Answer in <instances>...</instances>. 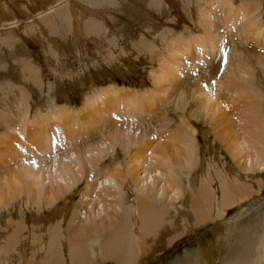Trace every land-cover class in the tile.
<instances>
[{"label":"bare ground","instance_id":"1","mask_svg":"<svg viewBox=\"0 0 264 264\" xmlns=\"http://www.w3.org/2000/svg\"><path fill=\"white\" fill-rule=\"evenodd\" d=\"M9 1L12 2L10 3ZM9 1L0 0V14H3L4 16L3 20L0 19V25L1 22H3V24L6 25L5 27H7V25L11 23L14 16L23 17L26 12L24 9V5L28 8L36 9V12H34V14H40L42 12L40 10L41 6L45 5L47 2V5L51 7L50 11L46 12L45 15H42L41 13L40 16L37 17L38 23L41 25V29L44 27L43 25H45L46 28H44L47 29L48 32L49 30H56L54 31V36L59 37L61 34H65L67 32L69 26L68 21L71 20L72 24L74 22L75 25V27L73 26L71 38L75 41V45H78V43H80L81 48H85L84 51H86L87 46L86 44H84V38L82 39L80 36L81 28L78 26V19H86L82 25V30L86 34L84 35L87 39L93 42H97L99 41L97 39H100L103 33L107 35L111 32V30L108 28L106 29L105 26L108 24L111 26L113 22H115L118 26L126 24L130 26V29L134 28V24L123 20L122 16L128 15L127 18L130 19V17H132L130 15H132L134 11V6L141 8V4L132 3V0H118V3L116 5L109 6L106 10L103 6L100 5L110 4V0ZM196 1L197 0H155L151 3H155V8L154 6L152 8L153 11L155 10V18L157 20H161L162 17L166 18L164 25L161 23L162 25H159L158 29L155 28V41L158 34H162V38H160L159 40L160 46H157L155 44V46L157 47L155 48V52H153V46L150 49L151 52L149 51L151 62H155V64L151 65V80L152 82H156L155 75H158L159 73L160 79L163 82L167 83L170 81L169 79L172 78L175 81L176 79L173 73H179L181 68L185 66L182 60L190 53L191 49L198 51V58L200 60L197 61L198 66L199 62H204L205 59L212 60V58L216 59L217 57H219L221 60H224V74L222 82H225L224 80H226V84L224 87L220 88V91L221 93H223V91H226L227 94H230L227 96V98L230 97L228 98V103L231 105V108L233 107L232 103H235V108H237L238 110L237 113L239 112L238 119H240V123L243 122V124H240L241 127H239L238 129L237 135H233L232 130L229 134L231 135L229 141L232 144H235L237 147L236 155H232V151L235 146L232 148H228V152L236 161H238L236 164L243 165L242 167H240V165L238 166L240 169H246V164L241 163L240 159L244 157L249 158L252 174L258 173L261 181H264V174L261 173L263 171H259V168L261 170L264 169V52L261 50L256 51L254 49V51H248L244 47L240 46L244 45L246 42H252L251 40L244 41L243 35L247 32V29L249 27L255 25L259 20V17L255 16L250 19L244 18L251 15L254 11L262 10L263 5L261 4V2H259V0H247L248 2L254 1L256 8L254 6H251L249 9L247 6H243L240 9H236L237 6L235 5V0H222L223 3H221V0H216V3L214 2V0H200L197 4ZM5 3L7 4L8 9L3 8L2 4ZM10 4L14 5L19 12L14 13L10 11ZM224 8H227L228 10L225 11ZM173 9H175L176 13H178L177 15L175 14L176 16L174 18H172ZM146 14L148 15V17L151 15L149 14L148 10H146ZM223 17L227 18L225 25L221 21ZM146 20L148 22V18H146ZM117 21H120L121 23L117 24ZM235 21L240 22L238 25H236ZM115 23H113V26ZM11 24H13V22ZM179 24L182 25V30L175 29ZM224 26L226 27L225 29ZM126 31L128 32V30ZM130 31L131 30H129V32ZM232 31L236 32L237 34L239 33V35L241 36L240 45L233 44L232 41L230 42L228 36ZM42 32L46 33L44 30H42ZM151 32H154V30H152ZM74 33H76V36L74 35ZM259 33L261 32L255 30L253 35L258 39ZM3 34H5V32L1 30L0 35ZM106 35L104 36V38H106ZM167 36L169 37V39H167ZM2 42L6 43V40L3 39ZM54 42L51 41V46L54 44ZM68 46H71V44ZM75 47L76 46H73V48ZM53 48H58L61 51L64 50L57 44ZM135 49L136 47H134V50ZM228 49H230L231 52H229ZM154 54L155 57H153ZM112 55L113 58L111 56H107V66L109 68L111 67L113 69V66L117 65L116 61L114 60L115 56H118L117 58H119L120 61H123L121 62L122 66L130 67L132 65L128 63V61H126L127 58H129L127 57L128 55L124 57L117 52L116 54L112 52ZM226 55L228 56L225 57ZM153 58H155V60ZM193 61L194 60H192V63ZM105 64L102 63L100 66L104 68L105 74H108L106 73V71L108 72V70L103 67ZM122 66L120 65V67ZM155 68L159 70L157 74H155ZM187 71L191 72L188 69ZM187 71L185 70V72ZM195 71L197 70L193 68L191 73L192 76H189V80L186 81L184 79L186 82L179 80L180 78L177 79V81L179 80L178 86L181 85V91L183 90L182 88H184V85L186 83V85L193 86L192 89L189 88L186 90L187 93L184 92V89L182 92H179L180 94L176 96L177 98L174 96V98L177 99V103L175 106L179 107V111L180 108L183 109L182 112L185 111V114L187 110L192 111H190L191 116L187 114L186 119H183V116L181 117L183 119L181 121L183 122V124L185 123V126L183 128L181 127L182 129H178L176 127L177 124L175 118L169 115L170 105L166 107L164 106L168 103V101L162 100L161 102L163 105L155 107V94L150 91H142V93L140 92L141 94L139 93V104L141 105V107L136 106L138 103L135 106H132L133 102L128 101V103H125V100H123L124 98H121L123 100H121V103L126 104V106L124 105L125 107L123 106V104H121L122 107L125 108V111L120 112V110H118L119 112L113 113L112 116L109 112H107L109 111V108H111L109 106H113L109 98L112 94H114V96H112L114 97L113 99L116 100L115 98L117 96V93H119L117 92L119 91L118 87L103 88L104 90L99 89L100 91H92V93L90 92V94L87 92L88 94L85 95L84 103L82 104L84 106L82 112L73 110L74 106H72V108L68 106H60L59 108H57L54 103L53 106L49 108L46 115L38 114V112L35 111L38 114V119L41 123L49 124V120H53L56 122L55 126H53L52 124L51 127H49V129L52 130V133L54 134H60L63 128H69L71 130L74 129V135L71 138V143H69L70 140L68 141L69 144H72V149L66 151V156L62 154V160H60L61 163L59 162V168H61V171H59L61 174V180L64 179L67 180V182L68 180L72 181V184H70L69 186H64L67 183H64L62 181L56 182L57 185H54L52 183V185L50 186V193L48 195L51 200H43V202L40 200L38 187L41 188L42 181L40 179L44 176L42 172L45 170V168L49 170L51 163L54 162L50 161L53 155H49L48 152L44 150V161L42 163H38L37 165H34L33 163V166H29L24 173L15 172L16 174H13L15 177V181L13 183L14 186H11V192L14 196V200L2 202V205L0 206V208H3V210L0 209V214H4H1L0 216L5 217L7 215V217H9L8 221H13V223L6 221L10 225L5 226V221L0 220V264H22V262L23 264H37L36 261L40 259L39 255L44 257V260H40L42 262L40 263L39 261V264H68L67 260L65 263L63 262L62 247L64 244L68 246V248L65 250V253H67L69 264H90V259H92L90 256L91 254L96 260H101L103 262L113 261L117 264H139V259L143 258L144 255H154L155 252H158L159 250L162 252V250L167 249L174 240L180 238L183 235V233L180 232H171L173 231L172 225L167 216L171 218L172 223L178 222L180 219L184 224L180 225L183 228L189 221L190 213L193 215L196 224H198L199 226H201L200 224L205 225L204 223L224 219L229 213V211L226 212L229 208L236 209V211H234V214L236 213L234 216L237 218L241 215H244V213L246 212V208H248L247 206L245 207L244 204L249 203V201L254 199L256 196L253 192L250 194L242 193L243 191L238 192V189L242 188L243 180L251 176L245 175L241 173L242 171L240 172L238 170H235L234 167H231L229 171L230 173L235 175L234 178H231L227 172H224L223 168L219 170L220 166H218L219 164H215V161H213L215 160L214 158L211 157V159L207 163L205 162V158L203 160L199 158V154L196 153L195 147L192 149L191 147L185 146V154L182 153L183 155L177 153H175V155H172L169 152L168 158L172 157L170 161H168L169 163H164L159 157H157L158 161L160 160L158 167H155V149L150 152L148 156H143L141 165L133 164L132 167H129L128 161L123 160L122 164H119V166L112 168V170H118L119 173H125L127 178H124L123 180L116 177L117 174H111L109 169H107L106 171L105 167H101L106 162L110 161H117V163H119L121 153H123V155H128V153H130L136 145L145 141V138L146 136L148 137L149 133L153 132V135H155V131L151 128L153 125H155V120L158 121V125H161V123L165 125L164 127L169 131H173L176 127V130L178 132H181V138L176 141V145L179 142L184 143L194 139L193 133H196L197 131L203 133L204 128L201 127L202 122L207 125L206 127L211 128V130L212 127L215 131L217 130L216 127L220 128L223 120V117H221L223 115L222 109H224L225 106L222 105L221 107L220 103H213L212 98L208 96L210 94L207 95L206 90L205 92L203 91V94H201L202 91L200 92L196 89V86H199L198 84L202 85L201 83H209V81H203L204 78L201 77L202 75H200V73L196 75ZM114 72L116 74H120L119 70H115ZM98 74L102 73L98 72ZM84 76L87 75H81L82 78ZM184 76L187 75L184 74ZM87 77H89V75ZM86 80H88V78ZM165 86H167V84ZM150 90L154 91L153 88H150ZM247 90H253L255 92V96L253 97V99L248 102L240 99V97L245 94ZM148 92L150 93L147 94ZM183 92L186 94H182ZM225 95L226 94L224 93V96ZM169 96H171V93L169 94ZM174 98H172L171 100H173ZM219 99L222 98L219 97ZM5 102H7V104H5ZM14 105L15 98L13 96H11L9 102L3 100V103L0 104L1 107L5 106L8 109L12 108V106ZM121 105H119V107H121ZM130 106L132 108H130ZM149 107L151 108V110H149ZM190 107L192 108L190 109ZM161 109H165V113L161 112ZM143 110H148V112L150 113L148 114L149 117L142 115ZM158 110H160V115H156L154 119L153 115H155ZM2 112H0V116L2 115ZM28 113L29 112H26L24 114L23 112L24 121H21L22 126H25L27 121L29 120L27 116ZM129 115H131V117H127ZM219 115L221 116L219 117ZM225 116L228 117L227 113L225 114ZM95 117L99 118V122H97L99 128L97 129L95 126L97 123L95 124V121L93 120V118ZM1 119V131H3L4 129L9 131L13 130L12 132L21 134L22 131L20 132V130L22 129L19 130L18 128L21 126H19L20 119L14 123H9L6 115L2 116ZM66 120H74L73 123L80 120H82L83 122L86 121L87 124L89 122V125L91 127L88 128L86 133L85 131H83V133L79 131L76 134V129L78 131L79 126L76 128L74 124L65 122ZM132 120L135 121L134 123L130 124L129 130H124L121 128L122 123L131 122ZM112 122H117L118 125L115 128L110 129V124ZM3 123L5 127H3ZM31 123L33 126L37 124V121H32ZM106 124H108V126ZM232 127L227 124L228 129H232ZM127 128H129V126ZM137 130L139 131L138 134L136 133ZM2 134L5 135L4 132ZM90 134L94 135L89 137ZM97 134L98 137H95ZM105 136L107 137L106 140L104 138ZM158 138H163V136H158ZM215 139L217 141H221V145L225 146L224 140L219 134H216ZM35 144H37V142ZM166 148L167 147L164 146V144L163 146L159 145L157 148L158 151L156 152L162 154L163 150H165ZM65 149L66 146H64L62 149L60 148V150L56 153L60 154V152L65 151ZM94 150H97V153H95V156H91ZM242 150L245 152L242 153ZM71 153L72 156H70ZM213 154L216 160H219V158L221 157V154L218 152V148L213 149ZM39 155L41 154H38V156ZM152 155L154 156L152 157ZM191 156L192 158L196 159V164L199 163L198 167H195L196 169H192V159L190 160ZM19 158L20 157L16 158V162H20V160H22ZM106 158L108 160L105 162ZM53 159L54 157L52 158V160ZM24 160L26 159L23 158V161ZM29 160H26V162L28 161L29 163H31L32 160H30L31 162ZM35 160L36 158L33 159V162ZM64 160L65 162L63 163ZM134 162H139V160H137V157ZM77 165L79 168L77 170L76 167V172V170H73V167ZM155 168L156 171L161 172L159 173V176H161L163 179L166 178L165 189L161 195L162 199H158V194L154 191L155 184H146L145 186L144 183L142 184V182L137 178V173L140 172V170H144V172L146 173V177L150 178V175L155 171ZM190 169H192V171H190ZM202 169L205 171L204 173L206 175V179H204L197 173L199 171H203ZM215 169H218L220 172L222 171L221 173H223V175L220 176L219 171L217 172V170ZM86 175H88L89 182V198L92 199V202L93 198H96V200H94L93 207L85 215V218L80 221L76 218L75 212H73L72 216L68 217V210L70 208L68 202V194H71L72 189L81 184ZM99 175L105 178L108 177V179L105 180L103 178V182H100V184L98 183V185H100V188L95 183V178ZM110 178L114 181V185L113 181H110ZM167 178H169V180ZM50 179L55 180L53 177H50ZM153 180H155V178H153ZM213 181L217 182L221 195L217 193V190L215 191L211 188L210 182ZM245 182L247 181L245 180ZM159 183L160 181L158 177L156 184ZM261 183H259L260 186H258V192L260 193L264 192V184L261 185ZM193 184H196V186H194ZM31 186L37 188V194L29 193L28 188ZM126 186L130 189L131 187L133 188L132 195L134 196V199L133 201L131 200L132 203L130 201V206L123 205L120 202H117L112 207L107 208V204L109 202L105 199L102 201V204L99 203L101 200V196L98 193L99 190L98 192H96L97 189H101L103 187L106 192L109 189H112L111 187H113L114 191V189L116 188L121 189L125 188ZM54 187L57 188L53 191ZM152 187H154V189H152ZM167 189H171V193H174V197H172V199L170 200H167ZM232 190L236 191L234 195L239 194L240 196L233 198ZM178 191L182 192V196L176 199ZM93 194L95 195L94 197ZM3 195H5V192L3 193ZM3 195L0 196V203L2 201ZM235 199H237V201H235ZM61 200H64L62 206L58 205ZM98 203L102 207L106 206L105 210L102 213H98ZM192 204L193 206L191 208ZM232 205H234V207H231ZM20 206H23L25 208L24 214L28 212L26 208H50L52 212L59 213V215L61 216V220L51 227H47L44 223L33 224V222L37 221V219L41 217L39 213L34 210L31 215L28 212L27 216H29V220L22 221V224L20 225L18 223L22 212V209L19 211ZM215 213H217L216 218H214L215 216L213 217ZM44 215L45 214H43V216ZM14 218L18 220H12ZM47 219L48 218H44V221H47ZM2 225L5 226L3 230ZM138 225L140 226V228L138 227ZM259 225L250 227L248 234H253L254 236V234L257 233V229H260L259 239L261 245L263 244L262 250H264V220L263 223ZM133 226L135 228H138L139 230L134 239H132L130 236V232ZM17 228L20 229L24 234L21 238L20 235H17L15 232L17 231ZM28 231H30L32 237L28 234ZM33 231H41L42 233L39 237L35 238L33 237ZM60 237H62L61 242L58 241L60 240ZM246 238L243 240L242 246L250 247V238ZM15 239L16 241H14ZM25 240H27V242H30V247L28 249L30 252L29 256H26L27 249L22 248V244ZM223 240L225 239L221 240L222 243ZM18 244H20L19 247H17ZM142 248L144 249V252L141 250ZM19 249L21 251H19ZM246 249L248 251L249 248ZM215 251L216 254L219 253L217 252L219 250ZM14 253H17L18 258H20L19 263H17V257H13ZM221 255L223 256V253ZM13 258L14 260L16 259V262L13 261Z\"/></svg>","mask_w":264,"mask_h":264},{"label":"rangeland","instance_id":"2","mask_svg":"<svg viewBox=\"0 0 264 264\" xmlns=\"http://www.w3.org/2000/svg\"><path fill=\"white\" fill-rule=\"evenodd\" d=\"M110 1H111L110 4H102L100 6H103L104 9L106 10L109 6H114L118 3V0H110ZM154 1L155 0H132V3L141 4V8L134 6L133 14L130 15L132 17H130L129 19L127 18L128 15H123L122 18L123 20L127 22L133 23L134 28L130 29L129 28L130 26L126 24H123L122 26H118L116 25L115 22H113L115 23L114 26H113V23L111 24V26L109 24L105 26V28L110 29L112 33L110 32L111 34L109 33L107 35L103 33L100 39H97L99 40L97 42H93L87 39L85 36L86 34L82 30L83 22L86 19H81V18L78 19L77 20L78 26L81 28L80 30L82 33V34L80 33V36L82 39L84 38L83 39L84 44H86L87 46L86 51H84L85 48L84 49L81 48L80 43H78V45L77 44L75 45V41L72 40L71 38L72 32H73V26L75 27L74 22L72 24L71 20L68 21L69 26H68L67 32L65 34H61L59 37L54 36V31L56 30H49L48 32V30L45 29L46 28L45 25H43L45 28L43 27L41 29V25L38 23L37 17L40 16L41 13L42 15H45L46 12L50 11L51 7L47 5V2L45 5L41 6L40 10L42 12L40 11L41 12L40 14H34V12H36V9L28 8L24 5V9L26 12L23 17L14 16V18H12V21H11V23L13 22V24L10 23L9 25H7V27H5L6 25L3 24V22H1L0 31L3 30L5 34L0 35V104L3 103V100L9 102L11 99V96H13L15 98V105L12 106V108L10 109H8L5 106H2V107L0 106V112L3 111L1 113L2 115L0 116V119L2 118V116H5V115L7 117V120H9V123H14L20 119L19 120V123H20L19 126H20L21 123L24 121L23 115L26 112H29L27 115L29 120L27 121L25 126L21 125L20 127H18L19 130L22 129L20 130V132L22 131L21 134H16L12 132L13 130H10L12 133L9 130H5V129L1 131V128H0V134H1L0 135V196H2L3 193L5 192V195H3L2 197L0 206L2 205V202L14 200V196L12 195V192H11L12 187L14 186L13 183L15 181L14 180L15 177L13 174H16L15 172L24 173L28 169L29 166L30 167L33 166L32 165L33 163L34 165L35 164L37 165L38 163H42L44 161L43 160V157H44L43 150L47 151L49 155H53L50 161L51 162L54 161V162H52L53 167L51 163V166L49 167L50 169L48 168L49 170H47V168H45L44 170L43 168L44 171L42 172V174L44 176L43 178L40 179L42 181L41 188L38 187L40 200L42 202L43 200H51L48 197V195L50 193V186L52 185V183L54 185H57L56 182L62 181L64 183H67L64 186H69L70 184H72V181L68 180L67 182V180H64V179L61 180V177H60L61 174L59 172L61 171V168H59V162L61 163L60 160H62V154L66 156L67 155L66 151H69L72 149V144H69V143H71V138L74 135L73 133L74 129L71 130L69 128H63L60 134L59 133L54 134L52 133V130L49 129V127H51L52 124L53 126H55L56 125L55 121L49 120L48 121L50 122L49 124H44V123H41L38 119V114L46 115L48 113L49 108L53 106V103L55 104L57 108H59L60 106H65V107L68 106L72 108V106H74L73 110L77 112H82L84 108L82 104L84 103L85 95H87L88 93L90 94V92L92 93V91L94 92L96 90L98 91L104 90L103 88H110V87L117 88L118 87L119 91L117 92L119 93H117V96L115 95L116 96L115 99L117 101L113 99L114 94L112 93L111 94L113 96L111 95L112 97L110 96L109 98L113 106L110 105L109 107L111 108H109V111L107 112H109L113 116V113L119 112L118 110H120V112H124L125 108H123L121 104H123V106L124 105L126 106L125 103L126 102L128 103V101L133 102L132 106H135L138 103L136 106L141 107V105L139 104V100H140L139 93L140 92L142 93V91L143 92L150 91L155 94V100H156L155 107L162 106L163 105L161 102L162 100L168 101V103L164 106L166 107L170 105L169 115L175 118L176 124H177L176 127L178 129H182L185 126L184 125L185 123L183 124L181 120L186 119L187 114L191 116V113H190L191 110H187L186 114H185V111L182 112L183 111L182 108H180V111H179L178 110L179 107L175 106L177 103L176 96H178V94H180L179 92H182L184 89H185L184 92H186V90L189 88L192 89L193 86L186 85L187 84L186 83L184 85V88H182L183 90L181 91L180 90L181 85L178 86V83H179L178 81L179 80L183 82L188 81L189 76H192L191 73L194 68L197 70L195 71L196 75L200 73V75H202L201 77L206 79V80L203 79V81H209V83H201L202 85L198 84L199 86H196V89L199 90L200 92L202 91L201 94H203V91L205 92L206 90L207 95L210 94L208 96L212 98L213 103L215 104L220 103L221 107L222 105L225 106V108L222 109L223 115L222 116L219 115V117L220 116L223 117L220 128L216 127L217 130L215 131L212 127V130H211V128L206 127L207 125L204 122H202L201 127L204 128L203 133H200V131H197L196 133H193L194 139L188 142H184V143L179 142L176 145V141H178L181 138L180 137L181 132H178L176 130L177 129L176 127L174 128L173 131L171 130L169 131L167 130V128L164 127L165 125H163L162 123L161 125H158L157 124L158 121L155 120V125L151 127L155 131V135H153L154 134L153 132L149 133L148 137L146 136L145 141L143 142L140 141L141 143L136 145L133 148V150L130 153H128V155H123V153H121V158L119 159V163H117V161L106 162L108 160L106 158L105 159L106 163L101 167L102 168L105 167L106 171L107 169H109L111 174H117L116 177L123 180L124 178H127L124 172L119 173L118 170H112V168L119 166V164H122L123 160L128 161L129 167H132L133 164L141 165L143 156H148V154L155 149V167H158L160 160L158 161L157 157H159L161 161H163L164 163H167L172 158V157L168 158L169 152L172 155H175V153L185 154L184 150H185V146H187V147H191L192 149L195 147V151L196 153L199 154L198 155L199 158H201L202 160L205 158L206 163L211 159V157L214 158L215 160L213 161H215V164L216 165L219 164L218 166H220L219 170L223 168L224 172H227L231 178L235 177V175L230 173L229 171L231 167H234L235 170H238L240 172L242 171L241 173L245 175H250L251 177H248L243 180L242 188L238 189V192L243 191L242 193H247V194H250L253 192L256 196L254 199L249 201V203L244 204L245 207L246 206L248 207L246 208V212L244 213V215H241L237 218L234 216L236 214V213L234 214V211H236V209L229 208L226 211V212L229 211V213L224 219H220L219 221L204 223L205 225L200 224L201 226H199L198 224H196L195 218H193V215L190 213L189 221L185 224V227L183 228L180 226V225H184L180 219L178 222L172 223L171 218L167 216L168 220H170L171 225H172L173 231L171 232L172 233L180 232V233H183V235L180 238L174 240L167 249L162 250V252L159 250L158 252H155L154 255H149V256L144 255L143 258L139 259L138 262L139 264H202V263L208 264V262L210 261L209 264L210 263L211 264H264V250H262L263 244L261 245L260 239H259L260 229H257L256 231L257 233L254 234V236L253 234L251 235L248 234L250 227L257 226L263 223V220H264V192L262 193L258 192L259 191L258 186H260L259 183L262 182L261 185H263L264 181H261V178H259L258 173L252 174L249 158L244 157L240 159L241 163L246 164L245 170L240 169L238 167L240 164L239 165L236 164L238 161H236L231 156V154L228 152V148H232L235 146L233 148L232 155L234 156L236 155L237 147L235 144H232L229 141V139L231 138V135L229 134H230V131L232 130L233 132L232 134L237 135L238 129L239 127H241L240 124H243V122L240 123V119H238L239 112L237 113L238 110L237 108H235V103L233 101H232L233 103L231 102L233 104L232 108H231V105L228 103L229 102L228 98L230 97L227 98V96L230 94H227L226 91H223V93H221L220 91V88L224 87L226 84V80H224L225 82H222L223 74H224V60H221L219 57H217L216 59L212 58V60L205 59L204 62H201V63L199 62V66H198L197 61H200L198 58L199 57L198 51L191 49L192 52L190 51V53L187 56H185L184 59L182 58L183 59L182 61L184 62L185 66L181 68L180 70L181 73L180 72L175 73L176 76L173 73L176 79L175 81L172 78L173 77L172 76L171 77L172 79H169L170 83L169 82L165 83L160 79V74L158 73V75H155L156 82H152L151 80V75H152L151 67L152 66L151 65L155 64V62H151L150 49L153 46L154 48L153 52H155V48H157L155 44L157 46H160L159 40L160 38H162V34L159 33L155 41V28L158 29L159 25L160 26L162 24L164 25L166 21V18L164 17H162L161 20H157L155 18V10L154 11L152 10L153 6L155 8V3L151 4ZM199 1L200 0H197L196 4ZM9 2L11 3L12 1H9ZM214 2L216 3L217 1L214 0ZM249 2L247 0H235V5L237 6L236 9H240L243 6H247L249 9L251 6H254L256 8L254 1H249ZM259 2H261V4L263 5L262 10L254 11L252 12L251 15L244 18V19H250L253 16L259 17L258 22L255 25H252L251 27H249L247 29V32L243 35L244 41L251 40L252 42H246L244 45H240L241 36L239 35V33L237 34L234 31H232L228 37H229L230 42L232 41L233 44H239L240 46L244 47L248 51H252L254 49L256 51L261 50L264 52V0H259ZM221 3H223L222 0H221ZM2 6L3 8L8 9L6 3L2 4ZM94 8H97V7H94ZM9 9L10 11L14 13L19 12L17 11L18 9H16L15 6L12 4H10ZM146 10H148L149 14H151L149 17L147 15L148 13L146 14ZM224 10L227 11L228 9L224 8ZM175 14L177 15L178 13H176V10L173 9L172 18L176 16ZM146 18H148V22ZM0 19L2 20L4 19L3 14H0ZM226 20H227L226 17H223L221 19L224 25L226 24ZM239 22L240 21H235V24L238 25ZM120 23H121L120 21H117V24H120ZM177 26L175 29L182 30L181 24ZM225 28L226 27L224 26V29ZM42 30H44L47 34L42 32ZM126 30H128V32ZM129 30L131 31L129 32ZM152 30H154V32H151ZM255 30H257L258 32H261L258 35V39L256 36L253 35ZM74 35L76 36V33H74ZM105 35H106V38H104ZM49 38L50 40L52 38L51 40L52 42L55 41L54 42L55 45L53 44L54 46L53 45L51 46L52 43L49 40ZM3 39L6 40V43L2 42ZM167 39H169L168 36H167ZM56 44L59 45V47L63 48L64 50L61 51L58 48H53L56 46ZM70 44L72 47L68 46ZM73 46H76V47L73 48ZM134 47H136L135 50H134ZM80 51L84 53H81ZM228 51L231 52L230 49H228ZM112 52H114L115 54L117 52L118 54L124 57L128 55L127 57L129 58H127V60L126 59L124 60L128 61V63L132 65L131 66L129 65L130 67L122 66L121 62L123 61H120L119 58H117L118 56H115L114 60L116 61L117 65L113 66L114 67L113 69L111 67L109 68L107 66L108 64L107 56H111L113 58ZM227 56L228 55H226L225 57ZM153 57H155V54ZM153 59L155 60V58ZM192 60H194L195 62L193 61L192 63ZM102 63L103 64L106 63L105 64L106 66L105 65L104 66L102 65V66L108 70V72L106 71V73L108 74H105L104 68L100 66ZM120 65L122 67H120ZM194 66L195 67L198 66V67L195 68ZM123 67H124V70H123ZM187 69L190 70L191 72L187 71ZM115 70H119L120 74H116L114 72ZM185 70L187 72H185ZM158 71L159 70L155 68V74H157ZM98 72L99 73L101 72L102 74H98ZM82 74L87 75V76L89 75V77L84 76L82 78L81 77ZM184 74L187 76H184ZM87 78L88 80H86ZM177 79L179 80L177 81ZM166 84L167 86H165ZM150 88H153L154 91H151ZM150 92H148L147 94H149ZM184 92L182 94L187 93V92L186 93ZM170 93H171V96H169ZM224 93L226 94L225 96H224ZM174 96L176 98H174ZM218 96L222 99H219ZM254 96H255V92L253 90H247V92L243 94L240 97V99L248 102L252 100ZM121 98L122 99L124 98L123 100H125V103H121V100H122ZM172 98L174 99L171 100ZM5 104H7V102H5ZM119 105H121V107H119ZM130 108L132 107L130 106ZM191 108L192 107H190V109ZM149 110H151L150 107H149ZM161 110H162L161 112L165 113V109H161ZM35 111L38 112V114ZM226 113L228 117L225 116ZM148 114H150L148 110H143L142 115L149 117ZM156 115L157 116L160 115V110H158V112L155 115H153L154 119ZM182 116H183V119L181 118ZM98 117L93 118V120L95 121V124L99 122ZM127 117H131V115ZM147 117H142V118H147ZM30 120L34 122L37 121V124L32 126V123H31L32 121ZM73 121L74 120H71V121L66 120L65 122L74 124L76 128L79 126L78 131L76 129V134L79 131H81L82 133L83 131H85L86 133L88 128L91 127L89 125V122L87 124L86 121L83 122L82 120L76 121L75 123H73ZM134 121L135 120H132L131 122L122 123L121 128L124 130L126 129L129 130L130 124L134 123ZM227 124H229L230 127L233 126L232 129L231 128L228 129ZM106 125L108 126V124ZM117 125H118L117 122H112L110 124V129L115 128ZM95 126H96V129L99 128L98 123ZM128 126L129 128H127ZM0 127H2L1 124H0ZM3 127H5L4 123H3ZM3 132L7 136L3 135L2 134ZM138 132L139 131L137 130L136 133L138 134ZM216 134H219L222 137V139L224 140L225 146L221 145L222 144L221 141H217L215 139ZM92 135L94 134H90L89 137ZM106 136L104 137L105 140L107 138ZM158 136H163V138H158ZM95 137H98V134ZM224 137L227 139H225ZM69 140L70 142L68 143ZM36 142L37 144H35ZM163 144L167 148L163 150L162 154L157 153L156 151H158L157 150L158 146L159 145L163 146ZM64 146H66L65 151H62L60 152V154H57L56 152L59 151L60 148L62 149ZM27 147H28V152H27ZM217 148H218V152L221 154V157L219 158V160H216L213 154V149H217ZM47 149H51V150H47ZM243 150H242V153L245 152ZM95 153H97V150L96 151L94 150L91 156L93 155L95 156L96 155ZM38 154H41V155L38 156ZM70 156H72V153ZM153 156L154 155H152V157ZM17 157H20L19 159H22V160H20V162H16ZM53 157L54 159L52 160ZM136 157H137V160H139V162H134L136 160ZM23 158L26 160L30 159L32 160V162L29 160L31 163H29L28 161L27 163L26 160L23 161ZM34 158H36V160L33 162ZM190 160L193 166V167L191 166L192 169H196L199 163L196 164V159L192 158V156ZM64 162L65 160L63 161V163ZM242 166L243 165H240V167ZM76 167L78 170L79 168L78 165L73 167L74 168L73 170H76ZM192 169H190V171H192ZM215 170H217V172L219 171L218 169H215ZM259 171H263L261 173L264 174V169L261 170L259 168ZM204 172L205 171L203 170L197 173L198 175L206 179L205 177L206 175ZM221 172L219 171L220 176L223 175V173ZM159 173L161 172L156 171V168H155V171L150 175V178H147L144 170H140V172L137 173V178L142 182V184L144 183L145 186L146 184L147 185L155 184L154 191L155 193L158 194V199H162L161 195L165 189V179L166 178L163 179L161 176H159ZM50 177H53L55 180L50 179ZM158 177H159L160 183L156 184ZM103 178L104 180L108 179V177L105 178L99 175L98 177L95 178L96 181L95 180L94 181L98 185V183L100 184V182H103ZM153 178H155V180H153ZM167 179L169 180V178ZM245 180L247 182H245ZM110 181L112 182L113 180L110 178ZM88 184H89L88 175H86L85 179L81 182V184H79V186H77L76 188H73L74 190L72 189L71 194L70 193L68 194V199H69L68 202L70 206L68 210V217L72 216L73 212H75L76 218L82 221L85 218V215L93 207L94 200H96V198H93V202L91 201L92 199L89 198L90 192H89ZM114 184L115 183L113 181V185ZM193 185L196 186V184H193ZM99 186L100 185H98V187ZM210 186L215 191L217 190V193L221 195L217 182H214V181L210 182ZM56 188L57 187H54L53 191ZM111 188L112 189H109L106 192L103 189V187L101 189H97L96 192H98L99 190L98 193L101 196V200L99 203L102 204V201L105 199L109 202L107 204V208L112 207L117 202H120L123 205L130 206V201L131 200L133 201L134 199V196L132 195V192H133L132 187L131 189L128 188L127 186L121 189L116 188L114 189L115 192L113 191V187ZM152 189H154V187H152ZM28 191L30 194L38 193L37 188L32 187V186L28 188ZM232 191H233V198L240 196L239 194L234 195L236 192L235 190H232ZM167 192H168L167 200L172 199V197H174V193H171V189H167ZM94 196L95 195L93 194V197ZM181 196H182V192L178 191L176 199ZM155 198H156V195H155ZM243 200H246V199H243ZM235 201H237V199H235ZM63 203H64V200H61L60 203H58V205L62 206ZM99 203H98L99 205L98 213H102L105 210L106 206L102 207L100 206ZM192 206L193 204L191 205V208ZM231 207H234V205H232ZM0 209L3 210V208H0ZM21 209H22V212H21V216L19 220L15 218L12 219V220H18V223L20 225L22 224V221L29 220V216H27L28 212L31 215L34 210H36L41 217L38 218L37 221L33 222V224L44 223L47 227H51L57 224L61 220L60 218L61 216L59 215V213L52 212L50 208H42V209L26 208L28 211L26 214H24L25 208L23 206L19 207V211ZM43 214L45 215L43 216ZM216 216H217V213L213 215L214 218H216ZM44 218H48L47 221H44ZM0 220L5 221V226L10 225L8 223L10 221H8L9 217H7V215L5 217L0 216ZM10 223H13V221H11ZM5 226L2 225V230L4 229ZM138 227L140 228L139 225ZM138 231H139L138 228H135L134 226L132 227L131 232H130V236L132 239L136 237V234L138 233ZM15 232L17 235H20V238L22 237V235H24L22 231L18 228H17V231ZM41 233H42L41 231H33V237L37 238L40 236ZM28 234L32 237L30 231H28ZM246 237L250 238L251 246L250 247L244 246L245 247L244 248L242 246V242ZM61 239L62 237H60V240L58 241L61 242ZM222 239H225L223 240V243L221 241ZM14 241H16V239ZM19 245L20 244H18L17 247H19ZM22 245H23L22 248L27 249L26 256H29L30 252L28 249L30 247V242L29 241L27 242V240H25ZM62 248H63V262L65 263L67 260V263L69 264L67 253H65V250L68 248V246L64 244ZM246 248H249L248 251ZM141 250L144 252L143 248ZM215 250H219L217 251L219 253L216 254ZM19 251L21 250L19 249ZM222 253H223V256L221 255ZM90 256L92 258L90 259L91 260L90 264H117L116 262H113V261L103 262L101 260H96L94 256H92V254ZM13 257L14 258L17 257L16 258L17 263H19L20 258H18L17 253H14ZM39 257L40 259L36 261L37 264H39L40 260L42 261L44 260L43 256L39 255ZM216 257H219V258H216ZM14 258H13V261L16 262V259L14 260ZM42 261H40V263Z\"/></svg>","mask_w":264,"mask_h":264}]
</instances>
